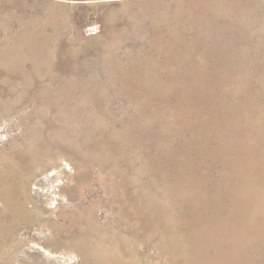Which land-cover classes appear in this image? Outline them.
Masks as SVG:
<instances>
[{"label": "rangeland", "instance_id": "obj_1", "mask_svg": "<svg viewBox=\"0 0 264 264\" xmlns=\"http://www.w3.org/2000/svg\"><path fill=\"white\" fill-rule=\"evenodd\" d=\"M0 264H264V0H0Z\"/></svg>", "mask_w": 264, "mask_h": 264}]
</instances>
